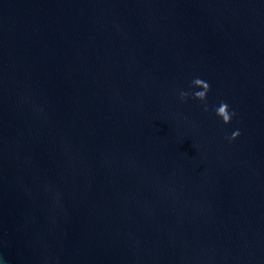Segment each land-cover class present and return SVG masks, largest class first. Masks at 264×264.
Segmentation results:
<instances>
[{
	"label": "water",
	"instance_id": "1",
	"mask_svg": "<svg viewBox=\"0 0 264 264\" xmlns=\"http://www.w3.org/2000/svg\"><path fill=\"white\" fill-rule=\"evenodd\" d=\"M0 264H264V0H0Z\"/></svg>",
	"mask_w": 264,
	"mask_h": 264
},
{
	"label": "clouds",
	"instance_id": "2",
	"mask_svg": "<svg viewBox=\"0 0 264 264\" xmlns=\"http://www.w3.org/2000/svg\"><path fill=\"white\" fill-rule=\"evenodd\" d=\"M192 84L194 87L202 89V90L201 91H195L192 93H189L186 91H181L180 92V99L182 101H186L188 99V97L191 95L192 98L200 100L201 102H205L204 110L208 111L209 109L207 107L206 102H207L208 92L211 90L210 85L201 78H194V80L192 81ZM215 112H216V115L219 116L225 124H230L233 117L236 116V112L230 111L229 105L227 104V102H224V101H221L220 105L217 108H215ZM240 135H241V133L238 130L234 131L232 133L230 139L235 140Z\"/></svg>",
	"mask_w": 264,
	"mask_h": 264
}]
</instances>
